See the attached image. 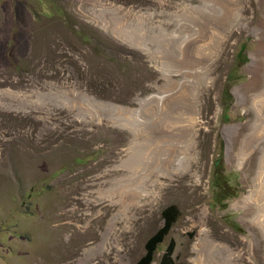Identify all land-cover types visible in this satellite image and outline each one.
Masks as SVG:
<instances>
[{
	"label": "rangeland",
	"instance_id": "1",
	"mask_svg": "<svg viewBox=\"0 0 264 264\" xmlns=\"http://www.w3.org/2000/svg\"><path fill=\"white\" fill-rule=\"evenodd\" d=\"M203 1L0 0V264H140L172 208L152 264L171 249L178 264H264V136L244 152L264 99V0ZM184 4L209 14L186 17L214 26L199 25L216 33L207 46L160 36ZM198 55L209 71L191 134L187 105L153 99ZM191 137L192 160L167 172L160 159Z\"/></svg>",
	"mask_w": 264,
	"mask_h": 264
},
{
	"label": "bare ground",
	"instance_id": "2",
	"mask_svg": "<svg viewBox=\"0 0 264 264\" xmlns=\"http://www.w3.org/2000/svg\"><path fill=\"white\" fill-rule=\"evenodd\" d=\"M215 1V0H214ZM202 2H204L202 0ZM206 2V1H205ZM220 4V3H219ZM234 4V3H233ZM231 4V5H233ZM220 6V5H219ZM180 8V7H179ZM208 8V7H207ZM238 8V7H237ZM182 10L180 11L179 14H175V16L178 18V23L176 25V28L172 31V32H169V29L166 28V26L164 24H161V25H158V30L160 32V36L163 35V34H171V41H174V39L178 40L179 42H181L185 48L187 47H197V46H201V47H204V46H207L209 43L206 42V38H205V35L210 33L212 30H213V27H208L209 26V22H205V23H202V24H206L207 23V29H209L208 33L205 32L203 30V27H200L199 25H202V24H198V25H192L189 23H187L186 21V17H189V18H198V16L202 19V18H205V16H209V14L206 12V9L204 7V5L202 4L201 6H193V5H190V4H184L181 8ZM227 11L222 13L223 14V17L224 19H222L223 21H227V20H230L232 19L231 16L232 14L234 13V9H231L230 6L226 7ZM216 10V9H215ZM208 11V10H207ZM237 11V10H235ZM210 13V12H209ZM203 14V17H201V15ZM220 14V13H219ZM216 15V14H214ZM235 14H233L234 16ZM213 16V15H212ZM210 17V16H209ZM216 17V16H215ZM222 17V18H223ZM195 18V19H196ZM199 18V19H200ZM218 18H221V17H218ZM173 19V18H172ZM211 19V18H210ZM198 20V19H197ZM204 20V19H203ZM203 20L201 22H203ZM209 20V18L207 19ZM199 21V20H198ZM205 21V20H204ZM211 21V20H209ZM221 21V20H220ZM200 22V21H199ZM212 22V21H211ZM219 22V21H217ZM215 23V22H214ZM213 24V23H211ZM222 24V23H221ZM224 24V22H223ZM222 24V25H223ZM192 25V27H191ZM227 25V24H226ZM217 26V25H216ZM217 28V27H216ZM152 30V29H151ZM207 31V30H206ZM221 31V30H220ZM120 33V32H119ZM123 33V32H122ZM168 34V35H169ZM216 34V33H215ZM214 32L209 34V37L208 35H206L210 40V38L212 36L215 35ZM218 34V33H217ZM124 35H126L125 37H129L131 39V41H133L135 38L134 36L130 33V32H124ZM158 38V37H157ZM143 42V41H142ZM142 42L139 40L138 43L139 46H143L142 45ZM177 42V41H176ZM160 43V41H159ZM137 44V46H138ZM163 44V43H162ZM161 44V46H162ZM179 44V43H178ZM169 45V44H168ZM146 46V45H145ZM180 46V45H179ZM210 46V45H209ZM183 47V48H184ZM195 47V48H196ZM200 47V48H201ZM181 48V46H180ZM172 49V48H171ZM170 49V50H171ZM160 50V49H159ZM180 50V49H179ZM188 50V49H187ZM185 50V51H187ZM195 51V50H194ZM184 52V51H183ZM182 52V53H183ZM196 52L198 53V50H196ZM159 53V52H158ZM186 53V52H185ZM184 53V54H185ZM188 53V52H187ZM180 54V53H179ZM184 54H180V55H184ZM206 55H208L210 57L209 54L206 53ZM205 54L204 56L207 57ZM201 56V55H200ZM166 57V56H165ZM183 57V56H182ZM181 57V58H182ZM194 57V56H193ZM203 58L202 57H197V60L195 61L196 64L193 65V69H187V70H184V69H181V70H176L174 71L175 73H180L184 76L183 80L181 79V81H174L173 79L171 80L169 78V80H171V85L173 86V89L170 91V88L169 87V92H166L164 95H157L154 97L153 101H156V103L158 104V106H162L163 103L165 101H167L168 103V106H169V103L173 104L172 102H177V103H180L181 105L183 104L184 106L187 105V108L189 111L188 114L190 116V124H191V134H194L195 132H197V129H198V125H199V122H200V116H201V106H200V97H199V89L201 87V85L203 84L205 78H206V73L209 71V62H206L207 60H209V58ZM206 59V60H204ZM187 60H185L186 62ZM189 61V60H188ZM167 62V61H166ZM169 62V61H168ZM167 62V67H171L173 68V66H171V63H168ZM180 62V61H179ZM178 62V63H179ZM194 62V61H193ZM163 64V63H162ZM190 64V63H189ZM164 65V64H163ZM166 65V64H165ZM182 65H184V62L183 60L178 64V66L176 67H179V68H182ZM186 65V64H185ZM189 68V67H188ZM170 72V71H169ZM172 72V70H171ZM173 72V73H174ZM174 73V74H175ZM208 74V73H207ZM171 77V76H169ZM173 77V76H172ZM208 80V79H207ZM170 84V83H169ZM170 85V86H171ZM209 85V84H208ZM207 85V86H208ZM166 90V91H168ZM236 96L238 98V101L239 102H244L245 100V95L240 91V90H236ZM255 96H257V94H255ZM255 98V97H254ZM263 99V98H262ZM262 99H259L256 98V99H253V105H254V110L256 111V122H258V128H257V132H252L250 134V136L246 139V142L244 144V152H245V148L248 147L249 149L252 147V145L259 139H261V137L264 136V104H261L262 103ZM264 100V99H263ZM154 104V103H153ZM180 105V106H181ZM154 106V105H153ZM177 106V105H176ZM179 106V105H178ZM177 106V107H178ZM164 107V106H163ZM173 107V106H172ZM183 107V106H182ZM169 109V107H167ZM184 108V107H183ZM156 109V108H155ZM154 109V110H155ZM161 109V108H160ZM166 109V108H165ZM177 109V108H176ZM182 109V108H181ZM180 109V110H181ZM156 111L159 112V108L158 110L156 109ZM162 111V109H161ZM166 111V110H165ZM254 111V112H255ZM184 112V111H183ZM141 113V114H140ZM164 113V112H163ZM185 113V112H184ZM183 113V114H184ZM180 114V113H179ZM124 114H122L121 118L123 117ZM168 115V114H167ZM127 115H125L126 117ZM129 116V115H128ZM127 116V117H128ZM137 116H139V118H143L142 116V111L141 109L138 111L137 113ZM184 116V115H183ZM188 116V115H187ZM130 117V116H129ZM153 119V118H152ZM182 126V125H181ZM141 128V127H140ZM185 129V128H184ZM188 129V128H187ZM186 129V130H187ZM139 130V129H138ZM185 130V132H186ZM237 130V127L236 126H231V127H228L224 130V133L226 135V138L228 139L229 141V144H231L232 142V137L233 135L235 134ZM188 131V130H187ZM255 131V130H254ZM183 132V135H186V133L184 134V131ZM145 135V134H144ZM175 135V134H174ZM180 136L179 139L183 138L181 136H183L181 133L179 134ZM188 135V134H187ZM197 135V134H195ZM160 136V135H159ZM170 136V135H169ZM181 137V138H180ZM174 138V137H173ZM172 138V139H173ZM142 139V138H141ZM168 139V138H167ZM171 139V138H170ZM175 139V138H174ZM184 139V138H183ZM186 139V138H185ZM196 139V138H195ZM193 137H191L189 140H187V143L186 145H182V146H176V145H172L173 147L171 148L172 152L170 154L169 157H166L164 159H160V164L163 165V168L165 170H167V172H172L174 170V166L175 164L178 162V156L180 157V155H182L183 157L180 158V163L181 164H187L189 163L190 161L189 160H192V156H194V150H195V147H196V143L195 140ZM138 141V140H137ZM136 141V142H137ZM145 141V140H144ZM185 141V140H184ZM184 141L181 143L183 144ZM169 142V141H168ZM173 142V141H172ZM178 142V141H177ZM186 142V141H185ZM138 143V142H137ZM163 143V141H162ZM167 143V142H165ZM141 144V143H140ZM139 144V145H140ZM145 144V143H144ZM177 144V143H175ZM180 143H178L179 145ZM163 145V144H162ZM169 145V144H168ZM166 146L163 145V149L165 148ZM169 148V147H167ZM166 148V149H167ZM197 148V147H196ZM149 149V148H148ZM161 149V150H163ZM165 149V150H166ZM170 150V149H168ZM163 153V152H162ZM166 154V152H164ZM168 153V152H167ZM156 155V154H155ZM163 155V154H161ZM168 155V154H167ZM152 157H155V156H152ZM196 157V156H195ZM150 158V157H149ZM157 158V157H156ZM155 159V158H153ZM197 159V158H196ZM159 160V159H158ZM155 161V160H154ZM156 162V161H155ZM152 164V163H151ZM157 164V162H156ZM153 165V164H152ZM191 166V165H190ZM160 167V166H159ZM186 167V165H185ZM152 168V167H151ZM150 168V169H151ZM149 169V170H150ZM152 170V169H151ZM159 170V169H158ZM163 170V169H161ZM160 170V172H161ZM164 170V171H165ZM153 171V170H152ZM150 172V171H149ZM156 172V171H155ZM161 173H164V172H161ZM150 175V173H148ZM166 174V173H165ZM158 175V173H157ZM160 175V174H159ZM163 175V174H162ZM158 177V176H157ZM158 180V178H157ZM130 182V181H129ZM144 186H145V190H143L142 188V192H140V194H142L143 192H146V188L149 187L148 184L146 183V181H144ZM141 181L139 182H133L132 184L136 185L134 187L138 188L139 185H141ZM155 183V182H154ZM227 245V244H226ZM204 253V251L202 252ZM202 257V256H201ZM211 263V262H210ZM212 264V263H211Z\"/></svg>",
	"mask_w": 264,
	"mask_h": 264
},
{
	"label": "trees",
	"instance_id": "3",
	"mask_svg": "<svg viewBox=\"0 0 264 264\" xmlns=\"http://www.w3.org/2000/svg\"><path fill=\"white\" fill-rule=\"evenodd\" d=\"M245 47L246 46L242 47V49L240 50V52L238 54L240 59L243 58V53L245 51ZM218 163H219V160L216 162V166L218 165ZM213 186H214V189L218 191V192H216V195H215L216 197L220 194H224V191H226L228 188L226 186V181H222L221 175H219L218 173H216V175L214 177ZM227 196L230 197V195H228V194H225V196H221L219 201H225ZM175 211H176V209L172 208V209L167 210L165 212L166 226L164 229L161 230V232L158 235L153 237L148 242V244H147V255L143 258V260L140 262V264H152L155 261V255L158 251L159 245L163 242L165 235H167L170 232V230L173 228L175 223L178 221ZM173 255H174L173 250L172 249L169 250L167 252V254L164 255L161 264H178L175 262Z\"/></svg>",
	"mask_w": 264,
	"mask_h": 264
}]
</instances>
